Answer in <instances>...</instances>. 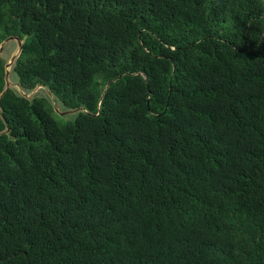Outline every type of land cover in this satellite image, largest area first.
<instances>
[{
  "label": "trees",
  "instance_id": "1",
  "mask_svg": "<svg viewBox=\"0 0 264 264\" xmlns=\"http://www.w3.org/2000/svg\"><path fill=\"white\" fill-rule=\"evenodd\" d=\"M0 264H264V0H0Z\"/></svg>",
  "mask_w": 264,
  "mask_h": 264
},
{
  "label": "rangeland",
  "instance_id": "2",
  "mask_svg": "<svg viewBox=\"0 0 264 264\" xmlns=\"http://www.w3.org/2000/svg\"><path fill=\"white\" fill-rule=\"evenodd\" d=\"M18 41L16 39H10L6 43L3 44L2 50L0 52V58L3 59L5 62L6 66V71H7V87L9 89H12L14 92L21 94L24 93L27 95L29 98L32 96H38V97H43L49 101V103L52 106L53 112H54V118L56 121L59 123L64 124L67 121H71L75 118V115L77 113L76 110H68L64 108L58 99L48 91L47 88L43 86H37L31 91H24L22 90L18 84H17V77L14 74L12 67L14 65V58L18 54ZM19 88L21 92L17 91L16 89Z\"/></svg>",
  "mask_w": 264,
  "mask_h": 264
},
{
  "label": "water",
  "instance_id": "3",
  "mask_svg": "<svg viewBox=\"0 0 264 264\" xmlns=\"http://www.w3.org/2000/svg\"><path fill=\"white\" fill-rule=\"evenodd\" d=\"M10 39H16L17 41H18V49H19V51H18V54H19V52H20V48H21V41L17 38V37H8L7 39H5L4 41H2L1 42V44H0V52H1V50H2V46H3V44L4 43H6L8 40H10ZM18 54L16 55V57L18 56ZM15 57V58H16ZM15 58H14V60H15ZM6 66H9V65H5V68H6ZM4 79H5V90L6 89H8V87H7V71H6V69H5V76H4ZM40 85H38V87H39ZM37 87V86H36ZM17 91H19V92H21V90L19 89V88H17L16 89ZM21 96H23V97H26V98H29L27 95H25L24 93H22L21 92V94H20Z\"/></svg>",
  "mask_w": 264,
  "mask_h": 264
}]
</instances>
